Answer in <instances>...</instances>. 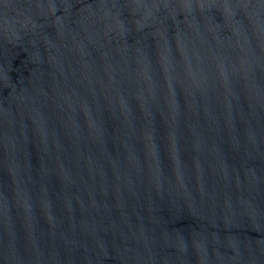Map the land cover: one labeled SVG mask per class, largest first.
I'll list each match as a JSON object with an SVG mask.
<instances>
[{
  "label": "water",
  "instance_id": "obj_1",
  "mask_svg": "<svg viewBox=\"0 0 264 264\" xmlns=\"http://www.w3.org/2000/svg\"><path fill=\"white\" fill-rule=\"evenodd\" d=\"M0 264H264V0H0Z\"/></svg>",
  "mask_w": 264,
  "mask_h": 264
}]
</instances>
